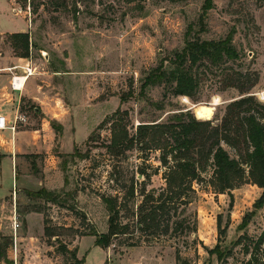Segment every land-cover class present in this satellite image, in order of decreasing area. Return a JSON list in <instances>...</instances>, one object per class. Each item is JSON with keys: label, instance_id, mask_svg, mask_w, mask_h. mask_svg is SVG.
I'll return each mask as SVG.
<instances>
[{"label": "rangeland", "instance_id": "374dc122", "mask_svg": "<svg viewBox=\"0 0 264 264\" xmlns=\"http://www.w3.org/2000/svg\"><path fill=\"white\" fill-rule=\"evenodd\" d=\"M205 1L67 0L59 11L50 5L32 13L17 0H0V55L33 61L34 74L40 77L45 92L33 105L44 108L47 114H42L51 122L42 130L40 152L22 155L17 165L19 176L32 174V180L17 182L12 191V174L2 182V191L11 193L2 199L0 209V250L5 238L11 237L13 246L6 252L15 264H71L68 255L57 249L60 242L77 248L86 264H177L176 246L190 264H221L206 250L218 243V217H222V227L229 219L227 233L220 238L228 247L244 233L253 242L264 230V210L256 211L246 229H238L263 193L260 186L245 183L232 194L201 191L191 207L198 213V231L188 237L137 247L117 239L102 248L95 245V236L83 235L91 228L99 233L108 229L102 195L118 193L116 168L129 178L139 165L151 172L148 164L152 163L159 173L153 175L148 188L165 183L159 151L144 162L141 156L145 152L138 147L126 154L108 149L116 120L124 117L134 135L140 123L164 122L172 113L188 109L196 115L195 108L203 104L213 107L210 119L218 122L226 105L238 98L236 88L218 90L211 75L203 81L197 101L173 95L164 84L140 93L149 70L184 46L189 24L199 28ZM206 15L203 38L219 39L235 30L234 44L241 58L230 64L236 70L259 72L252 94L264 102V0H213ZM15 31L29 33L27 49L13 39L12 34L19 33ZM161 102L165 103L162 109L155 104ZM32 107L30 115L34 114ZM42 187L59 191V202L30 195ZM46 216L50 225L59 227V241L45 234ZM249 257L237 245L224 264H245ZM0 264H7L1 255Z\"/></svg>", "mask_w": 264, "mask_h": 264}, {"label": "trees", "instance_id": "16d2710c", "mask_svg": "<svg viewBox=\"0 0 264 264\" xmlns=\"http://www.w3.org/2000/svg\"><path fill=\"white\" fill-rule=\"evenodd\" d=\"M38 13L41 7L52 6L55 11L66 7L67 0H17ZM128 3L134 0H125ZM179 1V0H171ZM213 7V0H206L203 12L195 24H189L182 48L162 57L159 64L151 68L140 86L143 94L147 88L164 84L175 96L195 98L205 78L211 75L218 90L236 88L238 98L230 101L218 122L198 118L191 109L172 113L164 122L140 123L134 135L130 134L124 117L112 125L111 143L108 149L114 153L126 154L136 147L143 150L144 162L151 159L152 152L159 151L160 166L164 185L148 188L159 167L152 163L148 171L143 165L131 172L129 178L122 170H114V180L119 183L116 194H103L102 200L108 211V229L99 233L91 228L83 235L95 236V245L109 247L115 240L122 244L137 247L170 241L194 235L198 231V213L191 207L201 191L215 194L228 193L245 183H253L263 188L262 195L255 201L254 209L247 212L238 229L244 230L258 210H264V102L252 94L260 80L258 71L235 69L230 64L241 58L234 44V31L219 39H206L201 34L207 31L206 14ZM13 39L28 48L29 33L12 34ZM204 66L205 68H202ZM167 93H165V96ZM127 97H123L125 100ZM158 108L165 103H155ZM120 114H127L121 111ZM231 149V151H230ZM138 175L142 179L137 178ZM34 197L59 202L60 192L42 187L30 191ZM45 218V234L59 241V227L49 224ZM229 219L222 227V217H218V243L206 250L216 255L221 264L227 263L234 247L242 245L243 251L250 254L245 264L264 263V230L253 242L247 233L240 235L231 247L222 244L227 233ZM184 244L188 241L184 239ZM13 246V239L5 238L0 255L7 264H15L7 255L6 249ZM57 249L68 255L71 264H86L85 258L78 256V249H70L60 242ZM177 264H190L176 246ZM261 260V263L259 261ZM70 264V263H69Z\"/></svg>", "mask_w": 264, "mask_h": 264}, {"label": "crops", "instance_id": "0c3cea01", "mask_svg": "<svg viewBox=\"0 0 264 264\" xmlns=\"http://www.w3.org/2000/svg\"><path fill=\"white\" fill-rule=\"evenodd\" d=\"M22 29L21 31L26 30ZM15 31V32H21ZM23 58L12 54L0 55V111L8 118L11 124L16 122L17 115L26 118L25 121H19L15 129H5L0 131V209L4 207V197L11 193L2 191L5 177L12 174V189L17 182L25 181L26 178L32 180V174H18V164L22 155L29 153H39L42 143V130L49 127V118L43 116L46 113L44 108L33 105L42 100L45 92L42 90L40 77L30 75L21 82L20 89H13L11 85L14 75H23L25 62ZM27 105V103H29ZM32 106L34 114H29V108ZM50 118H53L52 116ZM41 121H40V120ZM46 172V169L44 170ZM37 178L33 177V180ZM42 181H39L41 183ZM97 246V245H96Z\"/></svg>", "mask_w": 264, "mask_h": 264}, {"label": "built area", "instance_id": "2783aa9c", "mask_svg": "<svg viewBox=\"0 0 264 264\" xmlns=\"http://www.w3.org/2000/svg\"><path fill=\"white\" fill-rule=\"evenodd\" d=\"M23 69V75H14L12 77L11 85L13 89H20L21 87V78L28 77L30 75H33L35 73V66L33 65V61L31 59H28L25 66L22 68ZM26 118L22 115H17L16 117V122L11 124L8 120V118L0 111V131L11 128L15 129L17 126V123L19 121H25ZM14 224L15 227L17 228L19 226V223L17 221V215L14 216Z\"/></svg>", "mask_w": 264, "mask_h": 264}, {"label": "bare ground", "instance_id": "6f19581e", "mask_svg": "<svg viewBox=\"0 0 264 264\" xmlns=\"http://www.w3.org/2000/svg\"><path fill=\"white\" fill-rule=\"evenodd\" d=\"M25 79L26 78L23 76L21 81ZM195 112L198 118L210 119L214 113V109L212 106L200 104L195 108Z\"/></svg>", "mask_w": 264, "mask_h": 264}, {"label": "water", "instance_id": "95a60500", "mask_svg": "<svg viewBox=\"0 0 264 264\" xmlns=\"http://www.w3.org/2000/svg\"><path fill=\"white\" fill-rule=\"evenodd\" d=\"M141 176V175H140Z\"/></svg>", "mask_w": 264, "mask_h": 264}]
</instances>
